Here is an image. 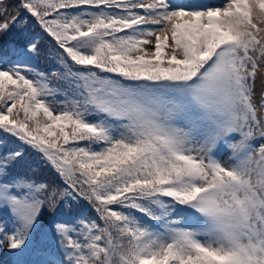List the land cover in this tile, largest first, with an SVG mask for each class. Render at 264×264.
<instances>
[{
	"label": "snow or ice",
	"instance_id": "6c2138e0",
	"mask_svg": "<svg viewBox=\"0 0 264 264\" xmlns=\"http://www.w3.org/2000/svg\"><path fill=\"white\" fill-rule=\"evenodd\" d=\"M14 36L0 57L11 264H264V0H0V39ZM45 38L59 71L30 63Z\"/></svg>",
	"mask_w": 264,
	"mask_h": 264
},
{
	"label": "trees",
	"instance_id": "16d2710c",
	"mask_svg": "<svg viewBox=\"0 0 264 264\" xmlns=\"http://www.w3.org/2000/svg\"><path fill=\"white\" fill-rule=\"evenodd\" d=\"M201 3L202 2H200V0H194L192 2L193 5L197 4L198 6H202ZM29 31L32 36H35L36 33L40 31V29L38 27H32L30 24ZM47 39L48 38H45V40L41 41V53L38 57H35L33 60H31L30 63L40 71H43L45 73H51L53 71H59L60 65L56 61V57L54 55L55 53L54 47L51 49V52L53 54L51 55L49 54V45L47 44ZM23 42L24 40H23V37L21 36L11 37L9 38L7 43H5L2 39H0V57L4 56L5 54L11 57L12 49L14 47L16 48L20 47ZM27 163L32 164L33 167L36 166L31 159H29ZM36 176L38 178H43V179H48V180H52L54 178V174L51 171H47V170L39 169V168L37 169ZM80 209L85 215L89 217L95 216V213L92 211L90 206H88L87 203L84 201H81ZM0 215H3V218L7 219L6 215L4 214H0ZM12 259L13 258L9 256L7 254V251L5 250V252L1 253L0 255V264H11Z\"/></svg>",
	"mask_w": 264,
	"mask_h": 264
},
{
	"label": "rangeland",
	"instance_id": "374dc122",
	"mask_svg": "<svg viewBox=\"0 0 264 264\" xmlns=\"http://www.w3.org/2000/svg\"><path fill=\"white\" fill-rule=\"evenodd\" d=\"M193 1L194 0H174L175 3L185 4V5H190V6H193V7H197L198 6L197 4H195V5L192 4ZM200 2H202L201 3L202 6H209V5L218 6V5L223 3V0H200ZM222 158L226 159L227 155L225 154Z\"/></svg>",
	"mask_w": 264,
	"mask_h": 264
}]
</instances>
